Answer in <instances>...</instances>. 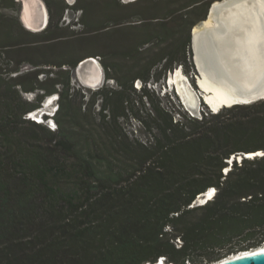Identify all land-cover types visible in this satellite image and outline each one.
Masks as SVG:
<instances>
[{
    "label": "trees",
    "instance_id": "obj_1",
    "mask_svg": "<svg viewBox=\"0 0 264 264\" xmlns=\"http://www.w3.org/2000/svg\"><path fill=\"white\" fill-rule=\"evenodd\" d=\"M161 1L165 18L203 5L190 28L211 0ZM65 8L75 6L61 5L59 16ZM145 20L155 25L154 37L174 33L157 16L138 24ZM12 27L0 22L4 46L29 42L43 55L65 36L57 23L38 32L19 25L29 40H12ZM154 37L120 41L109 59L98 54L116 87H99L86 100L70 84L83 54H54L7 82L0 76V264H210L264 245V155H246L264 151V98L202 116L164 106L147 84L186 63L190 34L142 57ZM54 94L57 108L45 115L51 128L28 114ZM131 120L148 130L145 140L125 130ZM209 188L211 198L195 204Z\"/></svg>",
    "mask_w": 264,
    "mask_h": 264
},
{
    "label": "rangeland",
    "instance_id": "obj_2",
    "mask_svg": "<svg viewBox=\"0 0 264 264\" xmlns=\"http://www.w3.org/2000/svg\"><path fill=\"white\" fill-rule=\"evenodd\" d=\"M34 1V18L39 22V20L44 17V22L46 21L45 26L40 30H33V28H29L22 20V1L13 0L14 6H10L9 3L11 0H0V22H7L8 19L10 22H13V29L10 38H13L12 40L23 38L25 39L24 41L29 40L27 37H22L20 35L21 31L18 29L19 25L25 30L38 32L49 25L54 27L56 23L58 27L62 28L61 31L64 32L65 36L61 41H58L54 44L51 43L53 44V47H51L52 49H50L51 52L50 50L47 51L48 54L49 52L51 54L43 55L42 53L38 52V50L33 49L32 44L29 42H24L20 46H4L3 44L10 43H4L5 34L3 31H0L1 78L7 82L10 76H14L19 72H26L28 70L34 69V62L51 59L55 60L56 58L52 57L54 54L61 55L62 53H66L67 55H70L71 58L78 57L79 55L83 54V59L80 60L78 64L70 71V84L79 93L84 94L83 99L85 100L89 99L91 93L99 87H116L115 81L106 77L104 66L99 59V56H97L98 54L104 55L106 59H109L112 55L118 52L119 45L117 44L120 43V41L129 43L157 35L154 30L152 31L155 25L151 24V22L149 23L146 20L145 22L138 24L140 19L157 16L159 20L163 21L165 27L173 29L174 31V33L170 35V37H167L165 41L163 39V41L161 40L162 36H160L161 38L158 36L154 37L151 43L143 45L145 51L141 54V56L149 57L156 54L157 52H163L167 49L170 50V48H174L176 46V42H178L179 39L184 40L186 38L187 31H189L191 42L192 30L191 27L189 28L188 26L192 23L196 16L202 14L204 11L203 5L199 6L197 9L196 7L190 6L185 9H181L180 11H173L170 17L165 18L164 16L168 9H166V6H164L160 0H137L135 2L139 1V5L128 4L127 6L125 4L129 3V0H49L52 3V7L50 9L52 12H50L46 0ZM106 4H110V7L107 8ZM61 5H74L75 8H65L62 15L59 16L58 10ZM36 6H40L41 11H39V13L36 12ZM181 14L185 15L182 16ZM49 21L51 22L49 23ZM103 25H108V27L104 28L102 27ZM128 26L140 27L130 28ZM95 27H97V29ZM123 27L128 28L122 29ZM39 28L41 27L39 26L38 29ZM142 30H146V33H144ZM73 31L75 34H72ZM118 31L124 33L122 38ZM196 53L200 54V52H197L195 48L193 53L190 43L186 63L182 66L176 65L174 69L166 73L165 78L162 77L157 82H154L151 79L147 84V87L150 88L154 98L159 99L164 106L170 107L171 104H173L183 114L202 116L212 111L210 107L204 103L203 99H201L200 103L197 104L196 110L193 111L189 110L190 108L187 109L188 107L186 108L184 105L185 103L183 104L179 94L177 93H180V90L178 89L176 82L173 80L177 73H179V77H181L189 89L191 88L185 81L186 79H188V81L191 83V87L196 94L199 95V93H201L198 84L200 70L197 65V61L194 58ZM88 57H93V60H95L92 61L86 59ZM83 61L86 62L80 66L81 62ZM123 61L128 63L132 62L131 59ZM16 66L19 67V71L11 72L10 69ZM39 67L47 69L49 68V65H40ZM67 67L68 66H65L64 68ZM42 75L43 74H40L38 77L42 78ZM172 82H174L175 86L172 84ZM94 83L98 84L96 86L89 85ZM134 85L136 87H140L141 81L136 80ZM23 96L32 100L35 98V92H27L24 93ZM194 96L196 105V95ZM57 100V94L45 97L41 102V107L33 112H30L28 116L36 121H43L51 128H54L56 126L54 120L52 118H45V115L50 116L55 112L57 108ZM99 106L100 100L97 99L93 107L95 112L98 111ZM175 115L176 117H179L178 114ZM123 125L125 130H127L130 135L139 139L145 140L149 135L148 130L135 120L124 122ZM260 151L262 150L252 153H257ZM248 154L249 153L246 155ZM235 156L239 159L241 156H243V154L238 153ZM201 198L203 197H199L200 200ZM159 264L166 263L163 259H160Z\"/></svg>",
    "mask_w": 264,
    "mask_h": 264
},
{
    "label": "bare ground",
    "instance_id": "obj_3",
    "mask_svg": "<svg viewBox=\"0 0 264 264\" xmlns=\"http://www.w3.org/2000/svg\"><path fill=\"white\" fill-rule=\"evenodd\" d=\"M24 1L27 9L22 13V20L29 28L37 30L46 21L44 17L39 22L34 18V0ZM196 24L193 28V47L200 52L195 55L200 70L198 84L210 109L216 112L224 104L242 100L252 92H264V2H215L210 15ZM86 61L81 62L80 66ZM178 74L173 80L185 105L190 108V105H195V96ZM212 191L209 188L204 195L200 194L198 198H203L199 199V203L211 197ZM261 249H264V245L245 250L246 253L239 251L231 254L230 258Z\"/></svg>",
    "mask_w": 264,
    "mask_h": 264
},
{
    "label": "water",
    "instance_id": "obj_4",
    "mask_svg": "<svg viewBox=\"0 0 264 264\" xmlns=\"http://www.w3.org/2000/svg\"><path fill=\"white\" fill-rule=\"evenodd\" d=\"M22 1V8H21V15H22V13H23V11L24 10H26L27 9V5L25 6V4H24V0H21ZM225 2V1H227V0H215V1H213L211 4H210V7H209V9H208V13H207V15H206V18L210 15V13H211V8H212V6H213V4L215 3V2ZM36 9H37V11L36 12H38L39 13V11H41L40 10V6H36ZM46 9V8H45ZM200 22V21H199ZM44 25L45 24H42V26H41V28H39V29H37V30H40V29H42L43 27H44ZM193 39H194V36H193V34H191V46H192V50H193V53H194V48H193ZM195 58V57H194ZM86 59H93V57H88V58H86ZM86 59H84V60H86ZM95 60V59H94ZM188 84H189V86H190V88H191V90H192V92H193V94L194 95H196V105H190L189 107H190V109L189 108H187V106L184 104V101H183V98H182V96H181V94L179 93V92H177L178 94H179V97H180V99L182 100V102H183V104L186 106V108L187 109H189V110H196V107H197V104L198 103H200V100L201 99H203V101H204V103L206 104V101L204 100V98H203V95H202V93H199V95L198 94H196L195 93V91L193 90V88L191 87V83L188 81V79H186L185 80ZM98 83H94V84H89L90 86H96ZM172 84L175 86V84H174V82H172ZM264 98V92H257V91H255V92H252L250 95H248V97H245L244 99H242V100H236V101H233L232 103H230L229 105H227V104H224V106H230V105H233V104H239V103H250V102H254V101H256V100H259V99H263ZM192 114V113H191ZM192 115H194V114H192ZM262 153H264V151H260V152H257V153H254V154H252L251 156H253V155H260V154H262ZM232 160V159H231ZM203 195L205 194V193H202ZM213 195V194H212ZM209 198H211V197H209ZM208 198V199H209ZM203 200H207V199H203ZM204 201V202H205ZM194 203L195 204H198L199 203V198L197 197L196 198V200L194 201ZM257 251L255 250V251H253V252H251V254H248V255H241V256H234V258H230V255L227 257V259L226 258H223V259H220L219 261H217L216 263H213V264H264V256H259V255H252V254H254V253H256ZM240 253H246V251H241ZM236 255H238V254H236Z\"/></svg>",
    "mask_w": 264,
    "mask_h": 264
},
{
    "label": "flooded vegetation",
    "instance_id": "obj_5",
    "mask_svg": "<svg viewBox=\"0 0 264 264\" xmlns=\"http://www.w3.org/2000/svg\"><path fill=\"white\" fill-rule=\"evenodd\" d=\"M19 1H21V0H19ZM135 1H137V0H129V3H132V2H135ZM161 1V0H160ZM204 1H206V0H203L202 2H204ZM213 1H215V0H211L210 2H209V4L207 5V8H206V14H205V18L204 19H200L199 21H203V20H205L206 19V15H207V13H208V9H209V7H210V4L213 2ZM162 2V1H161ZM201 3V2H200ZM202 4V3H201ZM21 8H22V6H21ZM199 21H197L196 23H198ZM196 23H194L193 25H191V30H192V34H194L193 33V28L195 27V24ZM197 25V24H196ZM45 26V25H44ZM193 27V28H192ZM191 33V32H190ZM194 41V40H193ZM191 43V42H190ZM194 46V45H193Z\"/></svg>",
    "mask_w": 264,
    "mask_h": 264
},
{
    "label": "snow or ice",
    "instance_id": "obj_6",
    "mask_svg": "<svg viewBox=\"0 0 264 264\" xmlns=\"http://www.w3.org/2000/svg\"><path fill=\"white\" fill-rule=\"evenodd\" d=\"M262 2H264V0H262ZM260 155H264V153L260 154ZM227 171V170H226ZM252 255H259V256H264V249L258 250L256 253L252 254Z\"/></svg>",
    "mask_w": 264,
    "mask_h": 264
},
{
    "label": "clouds",
    "instance_id": "obj_7",
    "mask_svg": "<svg viewBox=\"0 0 264 264\" xmlns=\"http://www.w3.org/2000/svg\"><path fill=\"white\" fill-rule=\"evenodd\" d=\"M161 259H163V258H161ZM160 260V259H159ZM164 260V259H163ZM159 263V262H158Z\"/></svg>",
    "mask_w": 264,
    "mask_h": 264
},
{
    "label": "built area",
    "instance_id": "obj_8",
    "mask_svg": "<svg viewBox=\"0 0 264 264\" xmlns=\"http://www.w3.org/2000/svg\"><path fill=\"white\" fill-rule=\"evenodd\" d=\"M178 241L180 242V240L178 239Z\"/></svg>",
    "mask_w": 264,
    "mask_h": 264
}]
</instances>
